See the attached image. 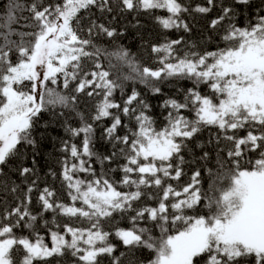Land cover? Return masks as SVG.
Returning a JSON list of instances; mask_svg holds the SVG:
<instances>
[{"label": "snow or ice", "instance_id": "snow-or-ice-1", "mask_svg": "<svg viewBox=\"0 0 264 264\" xmlns=\"http://www.w3.org/2000/svg\"><path fill=\"white\" fill-rule=\"evenodd\" d=\"M250 3L205 0L196 5L192 12L219 10L210 21L219 43L209 50L184 36L165 38L151 46L160 65L152 68L136 61L123 47L111 52L97 47L90 38L93 34L111 38L118 33L91 18L82 24L83 13L93 9L112 13L115 4L120 12L150 15L163 30L191 33L184 18L190 9L183 0H56L48 4L32 0L27 7L30 16L25 17L30 22L24 25L30 30L25 31L13 28L20 22L16 13L24 6L11 0L0 23V178L8 176L6 169L14 162L20 176L35 174L39 142L34 133L38 117L50 107L76 112L80 126H68L66 131L72 137L82 135V142L78 147L61 141L60 151L66 154L61 177L68 202H61L54 189L44 187L37 196L40 210L34 213L30 206L38 188L35 180L22 199L17 197L10 205L0 201V264H52V258L66 255L75 258V264H102L105 259L109 264H123L125 253L115 255L117 246L109 239L113 235L133 254L145 249L154 252L149 264H264V0L241 25L237 6ZM161 10L167 15L157 14ZM85 32L88 38L81 35ZM102 57L108 60L107 66ZM113 58L127 66L129 74L114 76ZM170 79L189 80L193 87L180 90L182 98L164 100L165 124L158 129L149 114L151 105L134 87L125 96L124 81H138L157 95L162 92L160 84ZM58 83L63 89L72 85L71 94L49 86ZM201 85L210 94H202ZM117 90L125 96L122 102L115 99ZM79 99L94 101L92 122L78 111ZM105 119L110 125L103 129L102 138L111 142L113 151L99 155L94 150V124ZM132 122L134 127H129ZM209 126L217 129L208 141L218 147L215 170L208 167L211 157L205 150L198 158L203 163L187 183H170L179 182L186 175L184 166L196 162L194 156L186 160L184 153ZM120 128L126 129L124 135L117 134ZM241 130L246 134L240 136ZM222 140L231 144L226 160L219 155ZM28 146L33 167L19 163ZM249 153H256L257 158H249ZM94 157L102 168L123 157L125 162L118 165L120 179L103 171L98 175ZM116 170L109 167L108 173ZM202 170L210 180L207 189ZM81 173L87 176L81 178ZM0 186L12 193L19 187L13 183L8 188L7 181ZM149 188L159 190L155 197L146 191ZM144 196L155 198L156 206H140L137 202ZM45 213H52L51 222ZM114 214L126 218L130 227L116 225ZM58 217L88 226L61 224ZM146 220L159 227L158 237L140 226ZM40 221L51 246L36 229ZM105 223L114 231L105 230ZM22 227L31 230L28 235L17 234Z\"/></svg>", "mask_w": 264, "mask_h": 264}, {"label": "trees", "instance_id": "trees-1", "mask_svg": "<svg viewBox=\"0 0 264 264\" xmlns=\"http://www.w3.org/2000/svg\"><path fill=\"white\" fill-rule=\"evenodd\" d=\"M18 2L24 6V10H18L16 15L20 18L19 24L13 25L18 31L30 30L24 27L26 23L30 21H26L25 17H29L30 13L27 11L28 5L32 2V0H18ZM56 0H43L44 4L55 3ZM183 2L189 7L190 14H184V18L186 22H189L190 27L192 28L191 33H184L183 31L170 30L166 31L159 27L158 24L152 19V17L148 14H141L139 16H135L134 14L128 12H120L118 8L114 6V11L112 13H101L96 9H93L91 12H85L83 15L85 16L82 24H86L88 19H94L97 23H102L107 27L115 28L118 35L114 37H107L103 33L96 35L93 34L90 38L93 40L94 44L97 47L102 49H107L109 52L115 51L119 47H123L128 50L132 56L144 66L157 68L159 67L157 54L151 51V46L153 44L163 43L165 38L167 39H177L180 36H184L185 39L189 43H197L199 46L204 48H208L212 50L216 47L217 43H219L217 30H213L210 28V21L215 18L219 14L218 9H214L212 12L208 14H200L192 12L191 10L196 7L198 4H204L205 0H183ZM224 3H232V0H223ZM11 0H0V23H3V18L6 15V11L9 7ZM118 3V0H117ZM258 6L261 5V0H251V3L247 7L237 6L239 9V14L237 16V21L243 25L246 24L249 18H252L253 15L257 12ZM159 15H167L164 11H158ZM219 28V26H218ZM81 35L87 37V33H81ZM207 37H213L212 40H207ZM221 46H223L221 44ZM102 63L105 66L108 65V60L101 58ZM112 63L116 65L115 68L112 69L113 75H123L129 74V69L127 66L121 65L115 58L112 59ZM90 66V65H89ZM50 87L56 88L57 91H61L65 94H71L72 85L69 86V89H63L62 83H58V85H51ZM135 88L137 91L141 92L144 99L151 105V109L149 114L153 117L155 121V126L159 129L165 124L164 117L167 114V110L162 108L164 100L169 97L173 98H182L183 92L180 90H186L188 88L193 87V84L189 80H176L170 79L165 80L160 84L162 89L161 94L153 95L150 90H148L143 84L138 81L127 80L124 81V94H130L132 88ZM200 90L202 94H210L206 85H201ZM120 91L117 90L115 94V99L117 102H122L123 98ZM94 101L92 100H84L79 99L78 111L83 112L85 117L88 118L89 122H92L90 117L94 112L92 104ZM115 111V110H113ZM60 112H63V115H59ZM189 117L192 116L191 113H186ZM122 120H127V118L122 117ZM81 123L80 117L76 114L75 111H69L68 109H64L60 106H56L55 108L50 107L48 111L42 112L38 117V128L36 130V135L39 145L37 148L38 155H36L37 163L34 166L35 174L31 175L28 178L22 177L16 172L17 163H11L6 169L8 171L7 177L0 178V182L7 181V187L10 188L12 184L18 185V190L16 193H12L10 191H6L4 187L0 186V201L6 200L7 204H13L16 202L17 197L23 198V192L26 191L27 186L31 184L32 180H35L38 188L35 189L32 193L33 202L31 210L34 213L39 212V205L37 201V196L39 194V190H42L44 187H49L54 189L56 192V197L59 198L61 202H68L67 197V189L64 187L62 183L61 177V160L66 155L65 153L60 151L61 141L68 140L71 143L77 144L79 147L82 142V135L77 137H72L70 133L66 131L68 126L71 127H79ZM47 125V127H45ZM110 125V120L105 119L103 121L96 122L94 124L95 127V139H94V150L99 155H109L113 151V146L111 142H109L106 138H102L103 129ZM129 127H134V122L129 124ZM217 129L214 127L204 128L203 131L197 134V137L193 139L192 142L189 143V152L184 153L186 160L191 159L193 156L196 157V162L191 164H186L184 166V170L186 175L182 176L179 182L169 181L173 183L175 186H179L188 182L192 171L200 166L203 162L199 161V156L203 151H208L211 157V162L208 164V167L213 168L215 170V161L216 155L218 151V147L215 143H208L209 138L215 137ZM126 133V129L120 128L117 130V134L124 135ZM245 131L241 130L239 135H245ZM197 144H203V148L196 147ZM231 147L230 142L222 140L219 144V149H223V151L219 152V155L223 159H227L226 152ZM24 155L21 157L19 163L23 166L33 167L31 163V157L33 155L31 146H28L23 149ZM249 158L255 159L257 158L256 153H249ZM125 161L123 157H117L114 161L109 165L107 162L101 167L99 163L96 162V158H93V167L96 169L97 174L99 175L102 171L107 173L112 179L119 180L121 176V172L119 171L118 165L123 164ZM243 167H250L248 164L242 165ZM117 169L115 172L108 173V168ZM81 178L87 176V174L81 173ZM202 177H204V188L207 189L210 183L208 179V173L202 170ZM226 183V182H225ZM127 190V189H123ZM134 190V189H133ZM148 193H151L153 197L156 196L159 190L154 188H149L146 190ZM140 206H156L157 200L148 199L147 196L141 198L140 202H137ZM3 205H0V211H2ZM116 216L115 224L124 228L130 227V224L126 218H121L118 214H114ZM44 218L52 221V213H45ZM57 221L61 224L63 223H71L75 227H87V223H81L79 220L69 221L66 217H58ZM51 226V223H50ZM140 226L146 229H149L152 235L158 237L160 235V229L158 226L154 224V222L150 220L141 221ZM179 227V225H177ZM37 231H39L40 235L45 237V241L51 245L50 236L47 233V229L43 226V221H40L36 226ZM55 230V229H53ZM105 230H113L111 225L105 223ZM31 230L27 228H21L17 230V234L28 235ZM170 232L175 231V229L170 228ZM113 244L117 246V250L115 255H119L121 252L125 253V256L121 257L123 264H149L151 259H154V252L151 250H143L137 251L134 254L129 252L128 249L123 246L122 242L117 238L110 236L109 238ZM52 264H75V258L70 255H66L62 259L52 258ZM102 264H109L107 259L102 261Z\"/></svg>", "mask_w": 264, "mask_h": 264}, {"label": "rangeland", "instance_id": "rangeland-1", "mask_svg": "<svg viewBox=\"0 0 264 264\" xmlns=\"http://www.w3.org/2000/svg\"><path fill=\"white\" fill-rule=\"evenodd\" d=\"M51 246V245H50Z\"/></svg>", "mask_w": 264, "mask_h": 264}]
</instances>
